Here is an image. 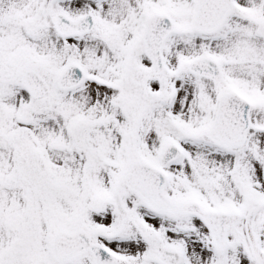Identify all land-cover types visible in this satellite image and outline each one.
Segmentation results:
<instances>
[{"label": "snow or ice", "instance_id": "snow-or-ice-1", "mask_svg": "<svg viewBox=\"0 0 264 264\" xmlns=\"http://www.w3.org/2000/svg\"><path fill=\"white\" fill-rule=\"evenodd\" d=\"M0 264H264V0H0Z\"/></svg>", "mask_w": 264, "mask_h": 264}]
</instances>
